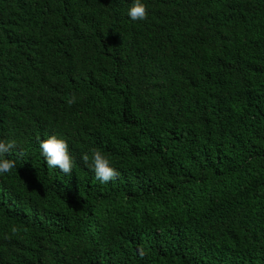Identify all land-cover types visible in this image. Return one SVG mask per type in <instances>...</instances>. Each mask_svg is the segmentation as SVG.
Returning a JSON list of instances; mask_svg holds the SVG:
<instances>
[{
    "label": "trees",
    "instance_id": "16d2710c",
    "mask_svg": "<svg viewBox=\"0 0 264 264\" xmlns=\"http://www.w3.org/2000/svg\"><path fill=\"white\" fill-rule=\"evenodd\" d=\"M141 2L0 0V264H264V0Z\"/></svg>",
    "mask_w": 264,
    "mask_h": 264
},
{
    "label": "clouds",
    "instance_id": "9594fccd",
    "mask_svg": "<svg viewBox=\"0 0 264 264\" xmlns=\"http://www.w3.org/2000/svg\"><path fill=\"white\" fill-rule=\"evenodd\" d=\"M128 16L132 21H144L148 18L147 6L141 0H134V3L128 10ZM69 105L76 103V96L73 95L68 101ZM40 149L45 158L48 168L59 169L62 174L70 176L74 168V158L70 155L69 145L63 139H58L55 135H51L48 139L40 143ZM16 148L15 141H0V174H8L15 168V161L6 158L12 150ZM91 152V164L95 174V178L102 184L116 180L120 173L110 165L109 159L102 154L98 148H93ZM81 159L85 164L89 163V154L85 153ZM15 231V229H13ZM141 257L145 255L143 248L140 249Z\"/></svg>",
    "mask_w": 264,
    "mask_h": 264
}]
</instances>
